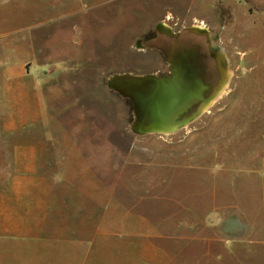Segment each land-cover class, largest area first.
<instances>
[{
  "label": "rangeland",
  "instance_id": "obj_1",
  "mask_svg": "<svg viewBox=\"0 0 264 264\" xmlns=\"http://www.w3.org/2000/svg\"><path fill=\"white\" fill-rule=\"evenodd\" d=\"M203 27L228 83L132 131L115 74ZM0 264H264V0H0Z\"/></svg>",
  "mask_w": 264,
  "mask_h": 264
},
{
  "label": "water",
  "instance_id": "obj_2",
  "mask_svg": "<svg viewBox=\"0 0 264 264\" xmlns=\"http://www.w3.org/2000/svg\"><path fill=\"white\" fill-rule=\"evenodd\" d=\"M190 31L208 35L206 29L198 27L190 28ZM211 51L217 58L221 74V80L214 87L203 78H196L195 69L185 60L176 65L171 77L125 73L109 78V88L129 99L135 107V121L131 125L134 133L146 135L175 132L196 121L212 106L213 101H216L226 87L228 76L226 66L219 62L221 51ZM188 113V119L179 121Z\"/></svg>",
  "mask_w": 264,
  "mask_h": 264
},
{
  "label": "flooded vegetation",
  "instance_id": "obj_3",
  "mask_svg": "<svg viewBox=\"0 0 264 264\" xmlns=\"http://www.w3.org/2000/svg\"><path fill=\"white\" fill-rule=\"evenodd\" d=\"M171 29V27L169 30L158 27V31L166 35V40L158 50L169 65V69L162 75H155L159 78L171 77L176 65L185 60L195 69L196 78H203L211 87L216 86L221 80V74L218 69L217 58L211 50L217 51L218 48L212 44L206 35L191 31L193 34L205 37L206 41L203 43L185 37L182 32H173Z\"/></svg>",
  "mask_w": 264,
  "mask_h": 264
},
{
  "label": "crops",
  "instance_id": "obj_4",
  "mask_svg": "<svg viewBox=\"0 0 264 264\" xmlns=\"http://www.w3.org/2000/svg\"><path fill=\"white\" fill-rule=\"evenodd\" d=\"M133 75H134V74H133ZM140 76H141V75H140ZM131 103H132V102H131ZM132 107H133V115H134V120H133V122H134V121H135V107H134L133 103H132ZM188 117H189V113H188V114H184V115L180 118L179 121L186 120V119H188ZM200 117H201V116H200ZM200 117H199V118H200ZM199 118H198V119H199ZM198 119H197V120H198ZM197 120H196V121H197ZM194 122H195V121H194ZM194 122H193V123H194ZM191 124H192V123H191ZM170 129H171V128H168V130H170ZM182 129H183V128H182ZM179 130H181V129H179ZM177 131H178V130H177ZM175 132H176V131H175ZM168 133H170V132H168ZM172 133H174V132H172Z\"/></svg>",
  "mask_w": 264,
  "mask_h": 264
},
{
  "label": "bare ground",
  "instance_id": "obj_5",
  "mask_svg": "<svg viewBox=\"0 0 264 264\" xmlns=\"http://www.w3.org/2000/svg\"><path fill=\"white\" fill-rule=\"evenodd\" d=\"M200 29L204 30L205 28H203V27H200Z\"/></svg>",
  "mask_w": 264,
  "mask_h": 264
}]
</instances>
